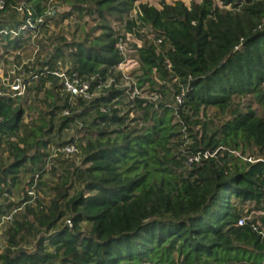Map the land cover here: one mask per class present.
Masks as SVG:
<instances>
[{
	"label": "trees",
	"instance_id": "1",
	"mask_svg": "<svg viewBox=\"0 0 264 264\" xmlns=\"http://www.w3.org/2000/svg\"><path fill=\"white\" fill-rule=\"evenodd\" d=\"M0 2V68L30 72L21 102L0 93V264H264V239L236 225L264 204V0H56L54 16L49 0ZM63 20L69 38L50 30ZM113 23L142 41L130 100L102 86L121 82ZM55 73L95 95L70 97ZM67 143L79 166L48 159Z\"/></svg>",
	"mask_w": 264,
	"mask_h": 264
},
{
	"label": "built area",
	"instance_id": "2",
	"mask_svg": "<svg viewBox=\"0 0 264 264\" xmlns=\"http://www.w3.org/2000/svg\"><path fill=\"white\" fill-rule=\"evenodd\" d=\"M141 3H144L140 0ZM55 3L56 0H49V4ZM139 2L136 3V5ZM0 8H2V2H0ZM21 8L18 7L17 10H20ZM49 14V13H48ZM138 15H140V11L137 7L133 8L131 12L128 15V19H133L137 25L140 24L138 21ZM31 26V24L29 23ZM28 25V26H29ZM124 23L123 25H119L118 23L112 24V29L116 32V49L118 50L119 54L122 57V61L115 67V74L120 77V81H124L123 84L126 88L125 94L128 96V100L137 97L139 95V92L137 88L135 87V80L129 85H127V81L131 79L130 73L132 71H135L139 67V60L137 59V50L141 47L142 41L141 37H138L135 33L125 32L124 31ZM139 33H143L146 38L150 39L156 46H158L161 42V39H155L153 30L151 26L149 25H143V28L138 31ZM16 69L19 68H12L10 70H5L3 68H0V93L1 95L7 96L13 101L21 102L24 98H26L28 93V86L29 83L25 81L27 78L26 75L30 74L25 72H20L15 74ZM57 77L61 79V83L63 85V90L69 94L70 97H79L84 100H90L95 94L91 93L90 90V84L88 80H84L80 78L77 74L72 73L70 76L64 75L63 73H55ZM33 79H36V75H32ZM112 84L114 88H124L120 84V82L116 81H108L103 87H109ZM101 85L99 86V88ZM153 100L157 98V95L153 94L151 97ZM127 100V103H128ZM176 102L180 103L181 99L180 96H175ZM102 111H104L102 109ZM67 114V112H65ZM1 123V120H0ZM78 152V149L75 145V143H67L59 148H56V150H53L52 155L50 153V156L48 159H53L58 156V154L61 155H71L76 154ZM207 157V154L204 155V158ZM199 157H193L188 160L189 163L192 161H197ZM37 177L35 176L33 179V183L26 187V193L29 197V200H34L37 196L36 191V183H37ZM12 218L11 215H7L4 218H2V222L10 221ZM66 224L70 226V222L66 221ZM249 224V226L252 228L254 232H256L261 239H264V204L260 208H254L251 204H246L244 206L243 210V216H241L237 222V226H243Z\"/></svg>",
	"mask_w": 264,
	"mask_h": 264
},
{
	"label": "rangeland",
	"instance_id": "3",
	"mask_svg": "<svg viewBox=\"0 0 264 264\" xmlns=\"http://www.w3.org/2000/svg\"><path fill=\"white\" fill-rule=\"evenodd\" d=\"M142 2L146 3L147 5H150V6H154L156 8H159L160 6V1L161 0H141ZM166 4H173L174 2L176 1H180L182 2L186 7H189L191 5H194V4H197L198 2H200V0H163ZM90 26H92V24H89L88 27H85V29L87 30ZM74 24L69 21V20H63V22L61 24H55L54 22H52V25L50 27V30L54 31L55 33L57 34H64L66 37H70L69 34H71L74 30ZM50 45L47 44L46 47H49ZM36 48L30 46L29 48H27L26 50H24V52L21 53V61H23L24 63L28 62L29 59L34 56L36 54ZM31 62V61H30ZM28 62V63H30ZM13 63H11L10 65H12ZM7 67H9L8 65H6ZM17 70L15 71V74H17ZM20 73V72H19ZM131 76V75H130ZM134 81V77L131 76V79L127 81V85L126 86H129L132 82ZM125 82L124 81H121L120 84L122 85V87H124V84ZM144 97H148V91H145L144 93ZM253 108L257 109L256 105H253ZM207 115L211 118H215V121H216V117H221L220 115L216 116V112L213 110V109H210L208 110L207 112ZM71 137H78L77 133L75 132V128H70L69 130L65 131L64 134H63V138H65L66 140L70 139ZM51 155H52V152H50ZM49 153V154H50ZM62 157L64 161L66 162H73L74 165H78L79 166V162L81 160V158L78 156V154H71V155H68V156H60ZM54 159V158H53ZM55 164H57L55 162ZM40 181L44 184H49L50 182V174L49 172H46L42 179H40ZM26 188V187H25ZM4 225V223L2 222L0 224V228ZM2 230V229H0ZM2 232V231H1ZM1 232H0V237H1ZM1 239V238H0ZM2 243V242H1Z\"/></svg>",
	"mask_w": 264,
	"mask_h": 264
},
{
	"label": "water",
	"instance_id": "4",
	"mask_svg": "<svg viewBox=\"0 0 264 264\" xmlns=\"http://www.w3.org/2000/svg\"><path fill=\"white\" fill-rule=\"evenodd\" d=\"M50 12L52 16H54L56 13L59 15H63L67 12V9L65 8L64 5H53L50 8Z\"/></svg>",
	"mask_w": 264,
	"mask_h": 264
}]
</instances>
